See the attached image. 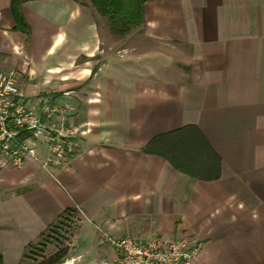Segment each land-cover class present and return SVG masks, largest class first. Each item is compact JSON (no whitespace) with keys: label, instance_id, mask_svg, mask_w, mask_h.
Wrapping results in <instances>:
<instances>
[{"label":"crops","instance_id":"crops-1","mask_svg":"<svg viewBox=\"0 0 264 264\" xmlns=\"http://www.w3.org/2000/svg\"><path fill=\"white\" fill-rule=\"evenodd\" d=\"M0 0V72L40 111L68 109L60 166H0V256L27 254L64 213L59 264H110L104 236L199 245V264H264V0H146L123 35L86 1ZM21 25V26H20ZM195 126L220 159L200 180L141 149Z\"/></svg>","mask_w":264,"mask_h":264},{"label":"built area","instance_id":"built-area-1","mask_svg":"<svg viewBox=\"0 0 264 264\" xmlns=\"http://www.w3.org/2000/svg\"><path fill=\"white\" fill-rule=\"evenodd\" d=\"M67 113L66 107L57 104L40 111L27 107L15 75L0 72V166L18 168L36 160L38 143L47 152L44 166L65 163L76 148L73 130L66 124ZM104 240L114 252L110 264H199V245L187 238L104 236Z\"/></svg>","mask_w":264,"mask_h":264},{"label":"trees","instance_id":"trees-1","mask_svg":"<svg viewBox=\"0 0 264 264\" xmlns=\"http://www.w3.org/2000/svg\"><path fill=\"white\" fill-rule=\"evenodd\" d=\"M23 1L25 0H11V10L17 23L20 22L17 6ZM145 1L90 0L96 12L105 17L109 30L115 35H123L131 28L141 24V6ZM21 25L25 27L22 23ZM141 150L144 153L158 155L168 160L175 170L200 180L217 179L220 173L219 157L195 126H184L175 131L158 135ZM66 254L67 248H63L43 259L39 264H58ZM0 264H3L1 256Z\"/></svg>","mask_w":264,"mask_h":264},{"label":"rangeland","instance_id":"rangeland-1","mask_svg":"<svg viewBox=\"0 0 264 264\" xmlns=\"http://www.w3.org/2000/svg\"><path fill=\"white\" fill-rule=\"evenodd\" d=\"M88 2L92 7L90 0H80ZM95 10V8L93 7ZM96 12V10H95ZM97 13V12H96ZM100 17V26L107 28L108 24L105 17L97 13ZM76 213H66L61 220H58L52 227L47 229L39 238L38 243L32 246V251L27 254L28 264H39L43 259H46L56 253L58 250L67 248V243L70 240L74 225L77 221ZM59 264V263H58Z\"/></svg>","mask_w":264,"mask_h":264}]
</instances>
